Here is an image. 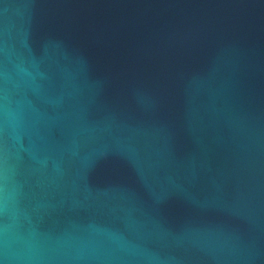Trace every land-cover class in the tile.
<instances>
[{
    "label": "water",
    "instance_id": "water-1",
    "mask_svg": "<svg viewBox=\"0 0 264 264\" xmlns=\"http://www.w3.org/2000/svg\"><path fill=\"white\" fill-rule=\"evenodd\" d=\"M0 264H264V0H0Z\"/></svg>",
    "mask_w": 264,
    "mask_h": 264
}]
</instances>
